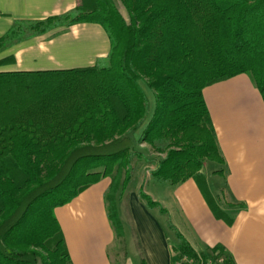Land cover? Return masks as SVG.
Instances as JSON below:
<instances>
[{
  "label": "trees",
  "instance_id": "obj_1",
  "mask_svg": "<svg viewBox=\"0 0 264 264\" xmlns=\"http://www.w3.org/2000/svg\"><path fill=\"white\" fill-rule=\"evenodd\" d=\"M85 22L105 29L106 62L0 72V264H73L55 209L105 177L107 214L121 242L118 200L140 131V142L165 154L155 177L173 185L196 179L215 215L232 222L201 172L206 161L224 163L203 90L247 74L264 99V0H78L65 14L16 21L0 51ZM143 79L155 92L154 108ZM139 196L166 212L144 190ZM177 235L180 258L207 264ZM213 252L235 264L223 247Z\"/></svg>",
  "mask_w": 264,
  "mask_h": 264
},
{
  "label": "crops",
  "instance_id": "obj_2",
  "mask_svg": "<svg viewBox=\"0 0 264 264\" xmlns=\"http://www.w3.org/2000/svg\"><path fill=\"white\" fill-rule=\"evenodd\" d=\"M77 4L78 0H0V38L16 21L59 16ZM110 50V39L100 24L57 27L1 50L0 72L90 67L106 62ZM203 95L224 163L212 162L207 170L206 162L201 172L214 203L232 222L215 215L198 181L191 178L173 185L172 199L185 211L189 229L173 225L176 236L171 238L139 191L130 189L118 200L128 243L123 254H113L117 239L105 202L111 178L105 177L55 209L73 264H141L143 260L175 264L180 258L177 231L201 256L210 257L221 246L235 264H264V99L247 74L207 86ZM150 192L146 191L168 214L169 201Z\"/></svg>",
  "mask_w": 264,
  "mask_h": 264
},
{
  "label": "rangeland",
  "instance_id": "obj_3",
  "mask_svg": "<svg viewBox=\"0 0 264 264\" xmlns=\"http://www.w3.org/2000/svg\"><path fill=\"white\" fill-rule=\"evenodd\" d=\"M118 2L121 4V0H118ZM121 9L123 13L126 16V10L121 5ZM136 60L139 61V67H143V59L142 55H137ZM142 86L145 88L146 93L150 99L152 108L155 107L156 99H155V92L151 90L146 80L141 81ZM142 132L137 133V143L131 153V156H129V167H130V181L126 188V191L128 192L130 189H135L137 191L144 190L145 192L149 189L152 193H156L161 197H164L169 201V209L170 212L164 213L160 211V208L150 209L151 211H154L161 219V221L165 224L167 231L169 233V236L171 238H175L176 229L173 225H176L180 227L183 230L189 229V219L187 218V215L184 210L180 209L179 206H177L173 199H172V188L173 184H171L169 181L162 180L158 177H155L153 175V170L156 169L157 162L160 158L165 157V154L157 152V149L155 146H151L148 143L140 142ZM207 163V170L209 167L213 166L214 163L211 161H206ZM126 192V193H127ZM149 193V192H148ZM147 193V194H148ZM145 203V202H144ZM148 208V207H147ZM120 214V213H119ZM121 242L118 240L117 244H115V247L113 248V254H115L116 251H120V253H124V247L127 245V239L124 233V238L120 239ZM112 254V251H111ZM112 254V255H113ZM210 257H207L208 262L215 261V254H210Z\"/></svg>",
  "mask_w": 264,
  "mask_h": 264
},
{
  "label": "built area",
  "instance_id": "obj_4",
  "mask_svg": "<svg viewBox=\"0 0 264 264\" xmlns=\"http://www.w3.org/2000/svg\"><path fill=\"white\" fill-rule=\"evenodd\" d=\"M185 262H188L189 264H192L194 261L193 259H187V258H179L175 264H185ZM194 264V263H193ZM207 264H223V258L215 259V261L207 262Z\"/></svg>",
  "mask_w": 264,
  "mask_h": 264
}]
</instances>
